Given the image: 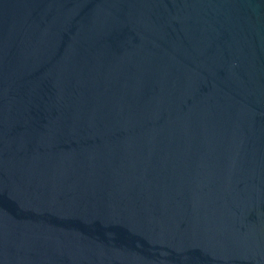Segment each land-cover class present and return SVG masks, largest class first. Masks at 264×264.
<instances>
[{"label": "water", "instance_id": "obj_1", "mask_svg": "<svg viewBox=\"0 0 264 264\" xmlns=\"http://www.w3.org/2000/svg\"><path fill=\"white\" fill-rule=\"evenodd\" d=\"M0 264H264V0H0Z\"/></svg>", "mask_w": 264, "mask_h": 264}]
</instances>
